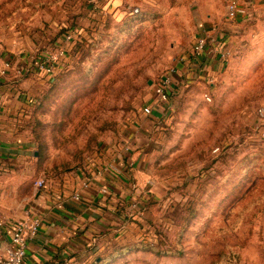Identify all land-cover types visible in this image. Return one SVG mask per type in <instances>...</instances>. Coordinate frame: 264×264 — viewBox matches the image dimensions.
Instances as JSON below:
<instances>
[{"label":"rangeland","instance_id":"obj_1","mask_svg":"<svg viewBox=\"0 0 264 264\" xmlns=\"http://www.w3.org/2000/svg\"><path fill=\"white\" fill-rule=\"evenodd\" d=\"M119 1L105 14L90 0H0V52L32 44L53 26L45 52L65 31H81L64 68L31 96L23 121L30 156L49 178L110 163L108 148L146 112L153 85L198 34L232 20L228 0ZM258 16L234 24L231 51L212 75L201 71L173 85L145 152L143 180L152 196L96 264H264V14Z\"/></svg>","mask_w":264,"mask_h":264},{"label":"crops","instance_id":"obj_2","mask_svg":"<svg viewBox=\"0 0 264 264\" xmlns=\"http://www.w3.org/2000/svg\"><path fill=\"white\" fill-rule=\"evenodd\" d=\"M90 1L100 6L105 14L113 13L121 4L119 0ZM240 5L252 11V15L261 17L264 14V0H240ZM252 15L244 12L234 18L227 17L228 21L232 20L224 26L219 24L220 29L216 24L212 25L205 34L211 35L215 42L201 57L190 59L198 34L176 64L177 81L198 76L201 71L212 75L223 58L221 52L229 54L231 51L229 31L235 28L234 24L241 25ZM86 18L85 21L92 24L93 21ZM78 28H73L76 33L81 32ZM57 30L53 26L32 44L23 41L21 48L0 52V62H12L8 73L0 74V89L3 92L0 99V210L5 215V223L0 227V252L10 243L20 220L29 214H40V232L29 243L25 264H96L100 253L132 227L137 209L152 196L154 189L151 183L143 180L142 170L145 167V152L152 147L155 137L154 124L163 116L164 106L153 92L148 105L151 109L136 118L120 143L108 148V158L116 168L104 170L108 161L96 166L88 163L70 173L49 178L30 156L28 131L23 121L29 115L31 96L51 77L40 76L32 69L27 71L24 66L31 63V56L40 58L50 50L45 52L40 48L45 45V40L54 37ZM62 37L56 39L55 45ZM18 67H24L23 74L16 72ZM43 173L47 176V185L36 189L35 180ZM88 177L92 181L84 187ZM102 185L108 186L107 193L101 191ZM77 192L82 194L80 200L73 197Z\"/></svg>","mask_w":264,"mask_h":264},{"label":"built area","instance_id":"obj_3","mask_svg":"<svg viewBox=\"0 0 264 264\" xmlns=\"http://www.w3.org/2000/svg\"><path fill=\"white\" fill-rule=\"evenodd\" d=\"M227 17L234 18L239 13H248L252 15V11L247 10L245 7L240 5V0H228L227 5ZM76 31L74 29L67 30L63 33V37L60 42L55 45L54 48L50 49L48 52L38 58L35 55L31 56V63H28L24 67L27 71H32L38 73L40 76H50L53 77L57 72L64 68L67 62V56L70 49L72 48V43L76 38ZM214 43V38L209 34L199 35L195 42L193 43L191 57L190 59H197L203 55V53L209 48L211 43ZM221 57H228V52H221ZM33 62V63H32ZM12 67L11 60H4L0 62V74L6 75ZM24 67L16 68L18 74L24 73ZM178 68L177 65L172 66L162 77L153 85V92L158 97L160 103L163 106L169 102L170 96L173 90V85L176 83V74ZM3 96V92L0 89V99ZM151 106L146 107V111L150 110ZM109 168H116V165L111 161L104 167V170ZM92 179L88 177L84 183V187H88ZM48 179L46 174H41L35 180V188L41 189L47 185ZM108 186L102 185L101 191L104 193L108 192ZM81 192L74 193L73 197L76 200L81 199ZM135 203V207H136ZM59 206L62 207L63 203L60 202ZM5 223V215L0 210V227ZM42 216L40 214H29L25 219L20 220L12 233V239L8 245L0 252V264H25L27 257V250L29 243L35 239L41 228Z\"/></svg>","mask_w":264,"mask_h":264},{"label":"water","instance_id":"obj_4","mask_svg":"<svg viewBox=\"0 0 264 264\" xmlns=\"http://www.w3.org/2000/svg\"><path fill=\"white\" fill-rule=\"evenodd\" d=\"M152 82V80H150V83ZM36 155L38 154V151H36V153H35Z\"/></svg>","mask_w":264,"mask_h":264}]
</instances>
